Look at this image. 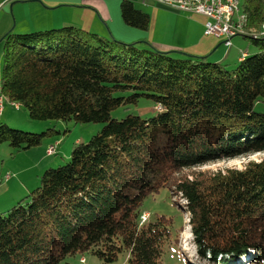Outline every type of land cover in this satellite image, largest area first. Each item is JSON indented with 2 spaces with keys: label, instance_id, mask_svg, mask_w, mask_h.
Instances as JSON below:
<instances>
[{
  "label": "trees",
  "instance_id": "obj_1",
  "mask_svg": "<svg viewBox=\"0 0 264 264\" xmlns=\"http://www.w3.org/2000/svg\"><path fill=\"white\" fill-rule=\"evenodd\" d=\"M240 5L247 31L259 30L264 0ZM120 15L127 28L149 30L150 15L131 1L120 3ZM83 36L64 27L1 38L6 102L35 122L103 128L66 165L46 169L28 201L0 214V264H60L88 252L100 264H117L124 252L126 264H162L173 223H142L145 199L162 188L185 204L199 263L236 264L255 252L251 264H264V158L242 170L185 173L264 153V36H243L257 52L233 68L147 41ZM140 100L158 109L153 116L113 118ZM54 131L0 123V146L25 151Z\"/></svg>",
  "mask_w": 264,
  "mask_h": 264
},
{
  "label": "rangeland",
  "instance_id": "obj_2",
  "mask_svg": "<svg viewBox=\"0 0 264 264\" xmlns=\"http://www.w3.org/2000/svg\"><path fill=\"white\" fill-rule=\"evenodd\" d=\"M111 1L116 0H36V2L16 3L15 5L9 3L3 9L5 0L0 4V20L3 17L6 18V20L4 19L5 22L3 21V27L7 29L5 31L8 33L13 31L14 34L46 31L52 29L53 25H55L56 27L53 29L74 27L81 30L86 34V36H83L85 41L89 39L87 35H96L102 39L115 38L112 32L108 30L106 24H111L108 27L113 30V23H109V21L113 17L116 18L118 16L120 23L124 26L120 15V3L123 0H117V10L111 7ZM131 1H133L136 8H140L143 12L148 13V8L140 6L139 0ZM174 12H178L177 14H179L177 10H174ZM6 24L8 25L4 26ZM263 29L264 26L259 30H253V32L259 33ZM131 30L139 34L140 38L138 42L147 41L156 48L153 44V39L149 36V30L147 32ZM213 38L218 41L217 44L212 46L207 56L203 57L209 63H215L219 53L225 50L224 48H228L222 44L220 50L214 51L218 44L224 42V40L219 41L214 36ZM232 44L233 56L226 62L221 63L228 68H233L239 63L237 60L241 58V52L248 53L249 55L257 52L251 39L244 38L243 36L233 38ZM178 51L186 52L185 50L178 49L171 52ZM2 69L3 44L0 43V89ZM4 106L5 115L3 118L0 117V123L7 124L13 129L34 134H41L50 129L55 131L40 146L25 151L17 152L8 144L0 146V214L7 212L18 204L28 201L32 191L39 186L41 175L45 169L66 165L70 161V155L74 147L80 143H87L103 128L102 124H76L74 121L35 122L30 119L24 107L20 106L17 109L7 102H5ZM157 110L153 104L140 100L136 106H130L127 110L120 108L112 116L117 120L123 119L128 114L145 118L153 116ZM257 110L264 111V107L258 105ZM54 143H57V152L55 155L47 157L45 153L46 148L48 145H56ZM262 158H264V153L253 154L237 159L214 162L201 168L187 170L185 173L196 174L200 177L219 171L224 172L228 169L242 170L248 162H259ZM31 167H34V169ZM5 193L7 194L5 195ZM184 205V202L168 188H162L157 193L148 196L142 205V212L149 216L147 221L149 219L150 221H154L157 217L164 216L167 219H171L173 223V241L165 250L162 264H204L199 263L198 260L194 261L197 257V252L193 244L191 228L187 221L188 213ZM180 222L182 223L181 227L179 225ZM252 256H256V253H248L240 258L237 261L239 263L236 264H251L254 261ZM126 259L127 253L120 254L117 264H126ZM60 264H100V262L96 256L88 252L82 255L75 254L68 256Z\"/></svg>",
  "mask_w": 264,
  "mask_h": 264
},
{
  "label": "crops",
  "instance_id": "obj_3",
  "mask_svg": "<svg viewBox=\"0 0 264 264\" xmlns=\"http://www.w3.org/2000/svg\"><path fill=\"white\" fill-rule=\"evenodd\" d=\"M26 2H36V0H6V2L3 5V9L9 3H13V5H15L16 3L23 4ZM131 2L133 3V1ZM138 3L140 6L148 8L147 12L150 15L149 36L151 39H153V44L159 51L171 52L174 51L175 49L185 50L186 52H188V54L192 56L203 58L209 54L212 46L217 44L218 41L215 40L213 36H209L205 34V24L207 21L205 17L197 14H188L183 12H179V14H177L178 12L175 13L174 9L166 7L161 4L154 3L149 0H139ZM13 5H11V7H13ZM111 7L115 8V10L118 9L117 0L111 1ZM49 10H55V9H49ZM4 19L6 20V18L4 17L1 18L0 20V43H1V38L4 36L5 32H7L5 31L7 29L3 27V21L5 22ZM109 23H113L112 25L114 26L113 30H111V28L108 27V25L111 24H106V26L108 30L112 32L113 36L116 39L126 43L138 42L140 38L139 34L131 29L126 28L125 26H122L118 16H116V18L113 17V19H111ZM7 25L8 24L4 26ZM55 27L56 26L53 25V28ZM218 40L221 41L224 39L218 38ZM222 44H224V42L218 44V46L215 48L214 51L220 50ZM232 47L233 44L229 48H224L225 50L219 53L218 59L216 60L215 63H222V62L224 63L227 60H229L233 56V51L231 49ZM241 60L242 58H238L237 61L240 62ZM4 115H5V108L3 109V112L0 115V117L3 118ZM34 167L31 168L34 169ZM6 194L7 193H5V195Z\"/></svg>",
  "mask_w": 264,
  "mask_h": 264
},
{
  "label": "built area",
  "instance_id": "obj_4",
  "mask_svg": "<svg viewBox=\"0 0 264 264\" xmlns=\"http://www.w3.org/2000/svg\"><path fill=\"white\" fill-rule=\"evenodd\" d=\"M179 12L197 14L206 18L205 34L224 39L226 47L232 46V39L237 36H249L258 39L264 36V29L259 33L247 31V17L241 9V0H149ZM264 26V25H263ZM246 54L241 52V58ZM4 98L0 97V115L3 112ZM19 108L16 104H11ZM57 152V144L46 149L47 156H53ZM149 216H142V223L147 221Z\"/></svg>",
  "mask_w": 264,
  "mask_h": 264
},
{
  "label": "bare ground",
  "instance_id": "obj_5",
  "mask_svg": "<svg viewBox=\"0 0 264 264\" xmlns=\"http://www.w3.org/2000/svg\"><path fill=\"white\" fill-rule=\"evenodd\" d=\"M191 258V256H189ZM193 258V257H192ZM196 260V258L194 259V261ZM193 261V260H192Z\"/></svg>",
  "mask_w": 264,
  "mask_h": 264
}]
</instances>
